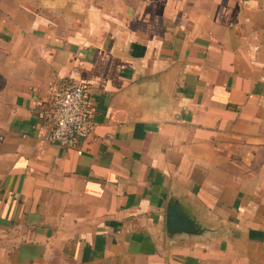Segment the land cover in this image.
<instances>
[{"label": "crops", "instance_id": "obj_1", "mask_svg": "<svg viewBox=\"0 0 264 264\" xmlns=\"http://www.w3.org/2000/svg\"><path fill=\"white\" fill-rule=\"evenodd\" d=\"M0 264H264V0H0Z\"/></svg>", "mask_w": 264, "mask_h": 264}, {"label": "built area", "instance_id": "obj_2", "mask_svg": "<svg viewBox=\"0 0 264 264\" xmlns=\"http://www.w3.org/2000/svg\"><path fill=\"white\" fill-rule=\"evenodd\" d=\"M53 126L48 140L64 147H73L93 130L94 121L89 88L78 83L68 86L51 112Z\"/></svg>", "mask_w": 264, "mask_h": 264}, {"label": "water", "instance_id": "obj_3", "mask_svg": "<svg viewBox=\"0 0 264 264\" xmlns=\"http://www.w3.org/2000/svg\"><path fill=\"white\" fill-rule=\"evenodd\" d=\"M177 199H171L167 213L168 235L172 240L181 234L200 235L198 223Z\"/></svg>", "mask_w": 264, "mask_h": 264}]
</instances>
